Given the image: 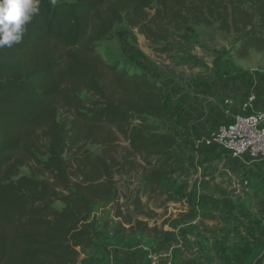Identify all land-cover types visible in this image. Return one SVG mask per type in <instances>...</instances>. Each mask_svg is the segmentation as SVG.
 <instances>
[{"label":"trees","instance_id":"trees-1","mask_svg":"<svg viewBox=\"0 0 264 264\" xmlns=\"http://www.w3.org/2000/svg\"><path fill=\"white\" fill-rule=\"evenodd\" d=\"M215 24L234 34L242 57L264 53V0H58L55 7L41 0L23 42L0 48V264L108 258V224L100 229L93 210L112 205L113 216H123L117 176L140 179L135 210L124 217L131 226L120 231L155 240V252L175 241L176 233L134 217H153L141 209L142 196L194 171L184 127L168 112L157 67L130 71L107 61L97 44L124 25L167 53L175 40ZM262 247L255 264H264Z\"/></svg>","mask_w":264,"mask_h":264},{"label":"rangeland","instance_id":"rangeland-1","mask_svg":"<svg viewBox=\"0 0 264 264\" xmlns=\"http://www.w3.org/2000/svg\"><path fill=\"white\" fill-rule=\"evenodd\" d=\"M160 47L165 44L153 46L138 30H127L124 25L115 28L112 39L97 44L99 53L107 61L130 71L140 66L155 71L157 67L154 77H160L168 90V109H177L178 113L187 103L188 93L204 83H226L244 72L264 69V53L250 50L242 57L234 34L220 31L218 24L197 27L189 41L175 40L167 53H160ZM188 86L193 89L186 90ZM80 96L84 100L89 98L86 93ZM181 135V139H188L183 130ZM90 149L95 155L100 153L97 147ZM193 155L195 169L189 177H172L155 194L141 197V209L153 216L147 218L148 223L161 224L165 217L166 230H170V223L176 222L184 211L195 213L193 220L179 225L177 238L166 250L155 252L158 247L155 240L144 237L137 242L129 234H123L121 223L112 214L114 206L100 205L94 208L93 217L100 229L108 224L111 255L82 257L78 264H150L154 257L158 264H254L263 252L264 164L245 165L206 147ZM21 173L29 174L27 169ZM233 178L249 181L243 195L234 192ZM116 179L119 205L125 213H133L139 176L135 179L117 176ZM170 196L172 200L168 201ZM55 207L61 209L63 205L57 203ZM141 217L146 219L144 215ZM122 235H125L123 243Z\"/></svg>","mask_w":264,"mask_h":264},{"label":"crops","instance_id":"crops-1","mask_svg":"<svg viewBox=\"0 0 264 264\" xmlns=\"http://www.w3.org/2000/svg\"><path fill=\"white\" fill-rule=\"evenodd\" d=\"M189 88L193 89L189 86L185 87L186 90ZM197 89L195 88L194 92L190 91L188 93V101L179 113L177 109L174 111L168 109L173 119L179 121L184 127L183 132L187 134L190 140L189 147L194 153L204 147L203 139L211 130H215L219 126L231 122L232 115L238 111L243 99L248 94L256 93L258 95V101L254 105V108L258 112L264 111V69L244 72L243 75L240 74L237 78L226 83L219 81L212 83L208 81ZM227 100H230L231 103L226 104ZM185 213L187 211L181 214ZM125 215L126 213L123 211L122 217L115 218L124 228L128 229L131 224L124 221ZM164 219L165 217L162 219L163 223L161 224L155 223L151 225L148 223L149 220L147 218L143 219L141 216L134 217V221L143 220L147 222L150 229L157 227L163 231L172 230L171 232L176 233L177 230L171 229V227L170 230L165 229L168 223L164 222Z\"/></svg>","mask_w":264,"mask_h":264},{"label":"built area","instance_id":"built-area-1","mask_svg":"<svg viewBox=\"0 0 264 264\" xmlns=\"http://www.w3.org/2000/svg\"><path fill=\"white\" fill-rule=\"evenodd\" d=\"M257 101L256 93L248 94L232 115L231 122L219 126L203 139L204 147L221 151L245 165L264 164V111L255 110ZM248 187V180L233 178L232 188L237 195H243ZM150 264H158L157 257L152 258Z\"/></svg>","mask_w":264,"mask_h":264},{"label":"clouds","instance_id":"clouds-1","mask_svg":"<svg viewBox=\"0 0 264 264\" xmlns=\"http://www.w3.org/2000/svg\"><path fill=\"white\" fill-rule=\"evenodd\" d=\"M55 7L58 0H48ZM41 0H0V48L23 42L27 26L40 13Z\"/></svg>","mask_w":264,"mask_h":264},{"label":"water","instance_id":"water-1","mask_svg":"<svg viewBox=\"0 0 264 264\" xmlns=\"http://www.w3.org/2000/svg\"><path fill=\"white\" fill-rule=\"evenodd\" d=\"M255 264V263H254Z\"/></svg>","mask_w":264,"mask_h":264}]
</instances>
